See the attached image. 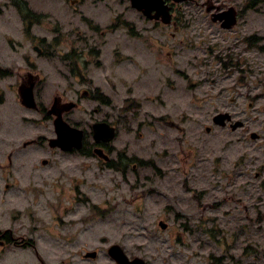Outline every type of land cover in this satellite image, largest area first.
I'll list each match as a JSON object with an SVG mask.
<instances>
[{
  "label": "rangeland",
  "instance_id": "1",
  "mask_svg": "<svg viewBox=\"0 0 264 264\" xmlns=\"http://www.w3.org/2000/svg\"><path fill=\"white\" fill-rule=\"evenodd\" d=\"M11 1L0 0V64L12 67L0 70V230L50 264H115L113 243L148 264H264V3L190 0L164 25L129 0H28L25 37ZM213 5L236 7L238 24L213 22ZM30 63L41 110L21 102ZM56 96L81 99L68 119L87 148L94 122L117 127L106 151L118 168L48 145ZM220 112L244 126L217 125ZM37 250L7 264H39Z\"/></svg>",
  "mask_w": 264,
  "mask_h": 264
},
{
  "label": "water",
  "instance_id": "2",
  "mask_svg": "<svg viewBox=\"0 0 264 264\" xmlns=\"http://www.w3.org/2000/svg\"><path fill=\"white\" fill-rule=\"evenodd\" d=\"M177 2L183 0H175ZM132 6L137 8L139 11L143 12L145 16L150 19L161 20L166 24L171 23L172 14H171V6L166 3L165 0H131ZM213 21H221L222 27L224 28H232L238 22L237 11L234 7H231L225 11L214 13ZM21 96L23 103L31 108H36L37 104L34 97L33 87L21 89ZM58 99L55 98L54 104L52 108L49 110V113L56 114L54 125L56 130V136L50 138L49 144L51 147H60L62 150L71 151L73 149H81L84 144V135L85 132L83 129H80L76 126L69 124L63 118L64 110L73 109V103L66 105V107L58 108L57 106ZM232 120V116L230 113H219L214 117V122L216 124L225 126L227 121ZM243 126L242 121H236L231 124L233 130ZM93 129V138L97 144L102 142H110L112 141L116 135L117 130L116 127L107 121H99L95 122L92 125ZM208 131L210 128H207ZM253 139L259 137L257 133H253L251 135ZM94 153L100 158L109 161L110 157L107 153H105L102 147H96L94 149ZM46 162V161H45ZM160 226L165 229L167 228V224L163 221L160 222ZM103 242H107V238H102ZM109 254L113 257L118 264H147L145 259L141 257H135L134 259H130L125 253L123 247L119 244H113L109 248ZM98 253L96 251H91L86 253V258H96Z\"/></svg>",
  "mask_w": 264,
  "mask_h": 264
},
{
  "label": "flooded vegetation",
  "instance_id": "3",
  "mask_svg": "<svg viewBox=\"0 0 264 264\" xmlns=\"http://www.w3.org/2000/svg\"><path fill=\"white\" fill-rule=\"evenodd\" d=\"M73 2H76L78 0H72ZM172 6H173V13H175L181 6V3H176L174 2L173 0H168ZM186 1H189V0H186ZM79 2V1H78ZM1 5V3H0ZM10 7L12 9H14V13L16 14H19L20 15V18H21V21H22V25L24 27L23 31H24V35L25 37H28V36H31L33 35L32 34V28H33V25L35 24L33 22V19H34V14L35 11L31 8L30 6V2L28 0H12L10 2ZM219 9V10H218ZM217 10L220 11V10H224L220 7H217ZM2 11V9L0 8V12ZM156 24H162L161 22L159 21H154ZM176 21H174V25H176ZM27 26V28H26ZM28 31V32H27ZM35 39H36V44L34 45L33 49L34 51L38 54V56H42L44 55L47 51L45 50L46 49V40L45 38H39V37H36L34 36ZM30 38V37H29ZM34 39V40H35ZM32 40V39H31ZM23 67L26 69V72L28 73L26 76L23 77L24 81L22 82V84L19 86V87H22V89H25V88H30V87H33V89L35 90V87H36V84H37V79L36 77L32 74V72H38V68L37 66L35 65H32L31 63L30 64H26V65H23ZM8 68H12L11 66L7 67V66H3L0 64V70H8ZM15 69H17V71H20L21 70V67L19 66H16ZM88 94V91H85L83 96H87ZM89 96V94H88ZM87 96V97H88ZM55 98L58 99V103H57V106L58 108H63V107H66V105L68 104H75L73 109L71 110H64V117L68 119V115L74 110L76 109L79 105H80V102H81V99L79 98L78 102H74V101H64L63 97L62 96H56ZM41 110V107L40 109ZM43 110V108H42ZM43 111L46 112V116H50L52 117L50 114H49V110L48 109H44ZM73 125H76L73 124ZM91 132L93 133V129H92V126H91ZM86 133V132H85ZM87 134V133H86ZM27 144H25L26 146ZM105 151L106 149L108 148L109 145V142H103L102 145H101ZM94 147V148H93ZM97 147V145H93L90 144L89 146V149H95ZM59 149V148H58ZM61 150V149H60ZM61 151H64V150H61ZM64 152H74V151H64ZM79 152V151H78ZM93 152V150H92ZM46 161V162H45ZM48 162L47 159H44L42 161V163L44 165H46ZM113 168V167H112ZM115 244V243H113ZM111 244V245H113ZM110 245V246H111ZM110 246L108 247L107 249V253L109 255V257L111 258V260L115 263V264H118L117 261L110 256L109 254V248ZM23 248H33V249H38L37 247V243H35L34 241H31V240H24L23 237H19V236H15L13 231L11 229H6V230H0V264H7L8 262V257L9 255H14L13 259H16L17 257V254H19V250H22ZM93 251H96L98 253V256H99V253L100 251L99 250H93ZM87 253V252H86ZM86 253L83 255V258L84 259H87V260H96L98 257L96 258H86ZM36 258L39 262V264H50L48 262V260H45V258H43L40 254V252L37 250L36 251ZM65 259L62 260L61 262L63 264H65ZM20 264V263H19ZM24 264H28V263H24Z\"/></svg>",
  "mask_w": 264,
  "mask_h": 264
},
{
  "label": "trees",
  "instance_id": "4",
  "mask_svg": "<svg viewBox=\"0 0 264 264\" xmlns=\"http://www.w3.org/2000/svg\"><path fill=\"white\" fill-rule=\"evenodd\" d=\"M264 3V0H247V7L248 8H251V9H256L258 8L260 5H262ZM95 29H98L97 26H95ZM82 153L86 154V155H92L93 152L91 149H88L86 147V144L84 146V148L81 150ZM108 165L112 168H118V163L114 162V161H111L110 163H108Z\"/></svg>",
  "mask_w": 264,
  "mask_h": 264
}]
</instances>
